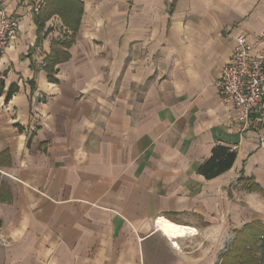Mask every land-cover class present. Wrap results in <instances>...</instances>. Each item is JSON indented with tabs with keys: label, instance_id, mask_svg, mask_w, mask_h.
I'll list each match as a JSON object with an SVG mask.
<instances>
[{
	"label": "crops",
	"instance_id": "crops-1",
	"mask_svg": "<svg viewBox=\"0 0 264 264\" xmlns=\"http://www.w3.org/2000/svg\"><path fill=\"white\" fill-rule=\"evenodd\" d=\"M79 1L73 32L58 13L36 24L47 0H0L18 17L0 54V264H152L158 238L264 223L243 184L264 192V107L239 133L216 89L264 0ZM71 39L50 81L52 45ZM217 145L233 165L205 178Z\"/></svg>",
	"mask_w": 264,
	"mask_h": 264
},
{
	"label": "built area",
	"instance_id": "built-area-1",
	"mask_svg": "<svg viewBox=\"0 0 264 264\" xmlns=\"http://www.w3.org/2000/svg\"><path fill=\"white\" fill-rule=\"evenodd\" d=\"M17 28L18 17L0 8V54L9 46ZM261 44L256 50L255 46ZM233 47L220 70L216 89L222 105L237 110V131L241 133L251 125L253 114L264 107V27L253 42L244 35L237 36Z\"/></svg>",
	"mask_w": 264,
	"mask_h": 264
},
{
	"label": "trees",
	"instance_id": "trees-1",
	"mask_svg": "<svg viewBox=\"0 0 264 264\" xmlns=\"http://www.w3.org/2000/svg\"><path fill=\"white\" fill-rule=\"evenodd\" d=\"M44 13L41 19L36 17V24L42 27L41 21L48 16L58 13L64 23L73 32L79 25V19L82 13L81 2L79 0H47L43 7ZM72 39L63 42L56 41L52 45L53 56L47 61L45 68L48 73V79L54 81V65L59 60V46L67 47L71 44ZM16 89V85L8 89L7 96H10ZM211 155L200 165L199 171L205 178H210L221 174L229 169L235 159V151L225 146L213 147ZM247 190L256 191L264 194L262 189L252 180L244 181ZM1 190V189H0ZM233 240L230 246L221 254L219 264H259V252L264 253V223L259 220H251L248 223L234 229Z\"/></svg>",
	"mask_w": 264,
	"mask_h": 264
},
{
	"label": "rangeland",
	"instance_id": "rangeland-1",
	"mask_svg": "<svg viewBox=\"0 0 264 264\" xmlns=\"http://www.w3.org/2000/svg\"><path fill=\"white\" fill-rule=\"evenodd\" d=\"M232 231V227H223L206 234L186 236L183 241H179V248H173L169 242L158 238L151 256L152 264H219L221 254L233 240ZM258 256L259 264H264V253L259 252Z\"/></svg>",
	"mask_w": 264,
	"mask_h": 264
},
{
	"label": "bare ground",
	"instance_id": "bare-ground-1",
	"mask_svg": "<svg viewBox=\"0 0 264 264\" xmlns=\"http://www.w3.org/2000/svg\"><path fill=\"white\" fill-rule=\"evenodd\" d=\"M155 225L157 226L158 231H160L162 235H165L170 240L177 239L181 229L180 225L175 224L166 218L156 219Z\"/></svg>",
	"mask_w": 264,
	"mask_h": 264
}]
</instances>
